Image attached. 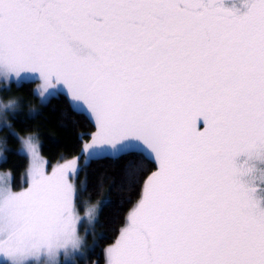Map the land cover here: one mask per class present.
Masks as SVG:
<instances>
[{"label": "snow or ice", "instance_id": "obj_1", "mask_svg": "<svg viewBox=\"0 0 264 264\" xmlns=\"http://www.w3.org/2000/svg\"><path fill=\"white\" fill-rule=\"evenodd\" d=\"M24 74L93 118L85 164L139 147L157 166L106 264H264V0H0V83ZM4 127L31 163L26 189L0 178V264L83 256L80 158L48 175Z\"/></svg>", "mask_w": 264, "mask_h": 264}, {"label": "trees", "instance_id": "obj_2", "mask_svg": "<svg viewBox=\"0 0 264 264\" xmlns=\"http://www.w3.org/2000/svg\"><path fill=\"white\" fill-rule=\"evenodd\" d=\"M36 84L25 82L15 87L12 96L22 102V108L11 118L13 130L18 135L39 138L41 152L51 163L81 155L85 143L97 130L94 120L76 109L62 92L42 103L34 95ZM8 140L11 148L1 167L11 171L13 187L18 189L24 184L28 160L16 150L20 140L10 134ZM150 159L143 151L128 150L116 156H100L81 168L77 178L80 209L87 202L104 200V203L97 224V239L88 254L75 264H105L106 248L117 240L128 212L140 199L144 180L157 170Z\"/></svg>", "mask_w": 264, "mask_h": 264}, {"label": "rangeland", "instance_id": "obj_3", "mask_svg": "<svg viewBox=\"0 0 264 264\" xmlns=\"http://www.w3.org/2000/svg\"><path fill=\"white\" fill-rule=\"evenodd\" d=\"M243 2H244V0H239V1H236L235 4H236L237 7H240L243 4ZM24 82H37L34 90H36L37 88H40L41 91L43 90L42 81L36 79L34 76H32L30 74H24V78L21 79L19 81V83H17L16 81H12L11 83H7V84L0 83V101H4L5 103H7V101L11 100V99H14V100L17 101V105H16V107L14 109L8 110L7 112H5L3 110H0V126H3L5 124V122H7V124L11 125V118L13 116H15L21 110L22 102L19 101L18 99H15L12 95L15 93V87L20 86ZM60 92L66 93L67 96L70 99V94L67 91H65L64 88H59V89L50 88L48 93H46V95H45V99L43 101H41L40 98L39 99H40V101L42 103H46V102H48L50 100V98L52 96H54V95H56V94H58ZM4 95H5V97H4ZM71 103L73 104V106L76 109L84 111V112H86L88 114V112L85 110L84 107L77 106L76 104L73 103L72 100H71ZM11 131L14 132V133H17V132H15L13 130L12 126H11ZM9 134H10V131L6 127H4L3 130H0V157H6L7 158V152L11 148V144L9 143V140H8V135ZM19 137L24 138V139H27L28 137H34L35 138L37 151H38L40 160L43 162L42 163V167H43L45 173L48 174V175H51L57 168L62 167L65 164L72 163L74 158H77V157H79L80 159H78L76 161V166L80 170H81V168L84 165H86L85 161H84V158L81 155L74 156V157L69 158V159H64V160L59 161V162L51 163L41 152V140L39 138H37L35 135H26V136L19 135ZM90 143H92V138H91V140L89 142H86L85 145L90 144ZM85 145L83 147V151L85 149ZM23 147H24V145L20 141V145H19V147L16 148V150L20 153V150ZM105 147H110V146H105ZM128 150H140V151H143L145 154L148 155L147 152H145L142 148H139V147L129 148V149L125 150V151H128ZM121 153H123V152H121ZM121 153H117V154L113 155L112 152H102V153L99 154V157L100 156H105V155L116 156V155H119ZM27 160H28L27 168H26L25 174L23 176L24 184L22 185V187H20L18 189H15L13 187V182H14L13 174L9 170H3L2 167H1V164L3 162H0V178L6 177L7 174L11 173V178H12L11 179V184H12V188H13L14 191H21L22 189H26L29 186V184H28L29 177L27 176V173L29 172L30 163L31 162H30V159L28 157H27ZM79 173H80V171H79ZM79 173H78V175H79ZM78 175L76 176V178L74 180H72L71 176H70V180L74 184V186L76 187V189H77V191L79 193V185H78V182H77ZM140 199H141V197H140ZM137 202H136V204H137ZM75 203H76V207H77V214L81 218L80 222L77 223V234L83 240V247L81 249V252L83 253V256H81L80 254H76L74 257L66 259L64 254H63L64 250H60L53 257L56 261H58V264L72 263L73 260L76 261L79 258L85 257L88 254L89 250L92 248V246L94 245V243H95V241L97 239V224L99 222L100 211H101L102 204L104 203V200H100V201H96V202H92V203L91 202H89V203L87 202V203L84 204L83 210H81L79 205L77 204V199H76ZM134 206L131 208V210L134 208ZM86 209H94L95 210V212H94V220L91 223H89L88 220L85 219V215H86L85 210ZM130 211L128 212L127 217L129 216ZM124 226H125V224L123 225V227ZM120 235H121V231H120V234H119L118 238L120 237ZM118 238H117V240H118ZM117 240L113 244L109 245L108 247L113 246L117 242ZM105 264H106V261H105Z\"/></svg>", "mask_w": 264, "mask_h": 264}, {"label": "flooded vegetation", "instance_id": "obj_4", "mask_svg": "<svg viewBox=\"0 0 264 264\" xmlns=\"http://www.w3.org/2000/svg\"><path fill=\"white\" fill-rule=\"evenodd\" d=\"M236 1H239V0H227L228 3H235Z\"/></svg>", "mask_w": 264, "mask_h": 264}]
</instances>
